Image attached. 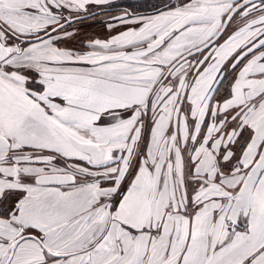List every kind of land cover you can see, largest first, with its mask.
Returning <instances> with one entry per match:
<instances>
[{"label": "snow or ice", "instance_id": "obj_1", "mask_svg": "<svg viewBox=\"0 0 264 264\" xmlns=\"http://www.w3.org/2000/svg\"><path fill=\"white\" fill-rule=\"evenodd\" d=\"M114 7L0 0V264H264V0Z\"/></svg>", "mask_w": 264, "mask_h": 264}, {"label": "flooded vegetation", "instance_id": "obj_2", "mask_svg": "<svg viewBox=\"0 0 264 264\" xmlns=\"http://www.w3.org/2000/svg\"><path fill=\"white\" fill-rule=\"evenodd\" d=\"M161 1V0H159ZM161 2L159 3H146L143 4L142 1L136 2V3H124L121 5H115V7L112 9V11L115 13H117L118 11L123 10L124 8H128L129 11L133 10V8H135V10L141 12V13H151L152 11H154V9L152 8V5H159ZM131 6V7H130Z\"/></svg>", "mask_w": 264, "mask_h": 264}, {"label": "rangeland", "instance_id": "obj_3", "mask_svg": "<svg viewBox=\"0 0 264 264\" xmlns=\"http://www.w3.org/2000/svg\"><path fill=\"white\" fill-rule=\"evenodd\" d=\"M139 1H142L143 4H146L147 2L148 3H152V2L159 3V2H161L159 0H114V5H121V4H124V3H136V2H139ZM121 11H118L117 13L116 12L115 13L119 14ZM102 18L107 19V17H102ZM86 30L88 32H90V33L95 31V29H92V28L86 29Z\"/></svg>", "mask_w": 264, "mask_h": 264}]
</instances>
